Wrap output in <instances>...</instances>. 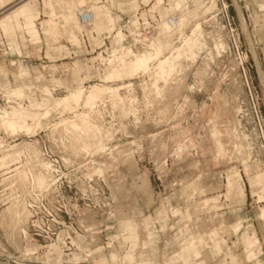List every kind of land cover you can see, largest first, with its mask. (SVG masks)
<instances>
[{
    "label": "rangeland",
    "instance_id": "374dc122",
    "mask_svg": "<svg viewBox=\"0 0 264 264\" xmlns=\"http://www.w3.org/2000/svg\"><path fill=\"white\" fill-rule=\"evenodd\" d=\"M21 1L13 0L0 11V18ZM131 1L102 0L111 9L116 27L112 34L94 32L98 41L92 37L93 25L82 31L74 25L75 31L83 33L80 48L66 35L57 40L42 35L41 43L34 44L23 32L0 34V111L12 112L22 105L27 110L13 112L17 120L28 116L26 122L37 125L29 135L25 130L17 134L0 130V157H20L15 165L0 169V264H143L151 258L156 264L197 260L233 264L232 256L236 264H255L246 259L247 227L248 236L259 240L257 261L264 264V220L259 216L264 191L254 183L257 174H264V138L259 128L264 121V0H184L177 11L172 9L174 0H164L155 8L157 0ZM36 2L42 19H48L51 9L44 0ZM77 2L86 7L76 5L77 11L97 7L91 0H53L61 17L58 21L68 12L66 5L73 10ZM136 16L142 25L144 18L151 24L173 16H187V20L182 31L172 36L159 25L150 43L135 51L132 46L137 42L129 27ZM199 24L201 35L195 37L201 44L193 47L196 56L192 60L185 53L189 47L184 41ZM119 31L127 36L122 45L115 39ZM103 39L100 49L97 44H103ZM11 42L15 45L10 46ZM152 42L164 47L160 59L183 52L174 73L175 78L178 72L177 80L185 79L179 96L165 94L158 101L152 97L158 60L151 64L150 73L132 77H125L127 66L118 62L104 67L95 62L112 59L122 47L144 53ZM221 45L225 48H217ZM107 48L111 54L105 59L101 52ZM130 84L133 87L121 89V98L107 96L99 101L95 112L84 104L77 107V112H90L101 134L85 135V131L69 129V124L61 125L62 119L75 120L73 112L57 106L70 91ZM158 85L166 86L162 80ZM169 87H174L172 82ZM18 88L24 98L8 99ZM27 105L38 114L51 106L50 114L39 124L41 116L28 113ZM236 129L246 148L253 149L250 160L241 150ZM97 136L105 141L104 153L93 147ZM85 139L90 140L86 144L92 143L90 153L81 150ZM44 142L59 161L54 162L56 183L48 192L36 187L29 170L28 181L18 179V174L31 167L36 173L43 171L29 151L37 149L42 157ZM230 176L234 188L227 194ZM243 184L245 196L239 189ZM15 201L24 203L29 212L18 225L9 210ZM239 221L242 227L235 232ZM216 229L226 242L221 252L212 249L214 242L208 236ZM136 235L138 246L133 248ZM202 237L205 243H196L199 259L191 257L185 263L175 256L184 244Z\"/></svg>",
    "mask_w": 264,
    "mask_h": 264
},
{
    "label": "bare ground",
    "instance_id": "6f19581e",
    "mask_svg": "<svg viewBox=\"0 0 264 264\" xmlns=\"http://www.w3.org/2000/svg\"><path fill=\"white\" fill-rule=\"evenodd\" d=\"M70 1L71 0H69V2ZM100 1L101 0H91L90 3L95 2V5H97ZM67 6L68 5H66V7ZM178 6L182 7V5L180 3L178 4ZM71 7L73 8L74 4ZM79 8L83 9V8H86V7H79ZM84 11H89L93 15V20H92L90 26L93 25V27L94 26L96 27V26H100L101 25V24L98 23V21H96L95 24H94L93 9L89 8L88 10L84 9L82 11H78L77 12L79 25H75L74 26V25H69V24H65V23H61V22H57L55 20L49 19V20H46V21L42 22L43 23L42 24V33L45 36H47V37L53 38V40L54 39L57 40L59 37H62L64 35H66L69 42H71L72 44L77 45V46L81 45L82 38L80 37V35L83 34V33H80V32L75 31V30L76 29L79 30L80 28H84L85 27V25H83L80 22V20H79V14L84 12ZM186 17H176V16L170 17L167 20H165L164 23L160 22V24H159L161 26L160 28H162L163 31L167 33V36L168 35L172 36V33H174L175 31H177V32H178V30L182 31L181 29L183 28V25L185 24V21L187 20ZM144 21L147 22L148 19L144 18ZM242 22L245 23V18L243 17V15H242ZM132 23H133V21H131V23H130L131 25H130L129 29L132 31L133 34H137V30L139 29L140 21L138 19V24H132ZM73 26L75 27V30L73 29ZM86 27H88V26H86ZM102 27L104 29H102V28L101 29L105 30L109 34H112L113 32H115L112 27H104V26H102ZM79 31H82V29L79 30ZM201 31H202V28H201V25L199 24L195 28V30L193 31L192 37H188L186 42L184 41V44L186 43L187 47H189V49H188L184 45V47L186 48L185 53H186V55L188 54L192 58V60L196 56V55H194L192 53V50L195 49L193 47L194 46L196 47V45L201 44V43H199V38L195 37V36H197V34L201 35ZM169 33H171V34H169ZM174 34H176V32ZM115 37H116V39L118 41V45H122V43L125 41V37H126V40H127V36H125V34L122 31H119L116 34ZM152 37L144 38L143 42H146V44L150 43V40L152 39ZM155 42H157V41H155ZM155 42H152V45L150 46V48H151L150 50H148V51H146L144 53L143 52L139 53V54L135 53L132 49H126V47L125 48L122 47V49L120 51L119 50L114 51V53H113L114 55H112L113 58L112 59L109 58L106 61V63L108 65H112V64H115V62H118L122 66H127V70L124 72L125 77H129V76L132 77V76L138 75L139 73H144V74L150 73L151 72V64L154 63L156 60H158V65H157V68H156L157 72L153 73V75H152V79H153V83H152V87H151V95H152V97L155 98L154 99L155 101H158V100H156V98L157 99L162 98L165 94H168L169 96L170 95L175 96V94L176 95L178 94V96H179V94L181 93L180 90L182 88L184 89V86H185L184 80L185 79L184 80H177L176 74L178 72L175 74V78H176L175 79L174 78V73L180 67V66L179 67L177 66L178 63H176V62H177L178 59H180L183 56V52L182 51L178 52V55L176 57H174V58L171 55V56H169V57H167L165 59H160L159 57L162 55V52H164L163 51L164 47H163V45L162 46L161 45H157V44L155 45L154 44ZM219 47L222 48V49L225 48L224 45L217 46V48H219ZM122 52H125V53H122ZM254 55H256L255 52H254ZM103 60H105V59L103 58ZM259 71L261 73L260 68H259ZM209 78L210 77L208 76V79ZM152 79H151V81H152ZM160 80L165 82V84H166V86H164L165 88L159 87L158 83H159ZM171 82L174 85L173 88L169 87V84ZM90 87L91 88L89 90H86L85 87H81L79 89L70 91V94L67 95V97H66V102H65L66 104L62 107V109H63L64 112H66V111L73 112L75 114L74 115L75 120L62 119L61 125L68 126V124H69L70 125L69 129L73 128V129H75L77 131L78 130H82V131L86 132V134L84 132L85 135H87V132H88L89 133L88 135H93L94 134L96 136L98 133H100V134L102 133L101 128L99 126H97L95 124V121L90 117V115H89L90 112H89V114H86L84 112H82V113L77 112V109H78L77 107H79L81 104H84L85 108H89V109H91V111L95 112V110L97 108V103L99 101H103L104 98H106L107 96H109V97L112 96V98H114V96H116V97L119 96L121 98L122 96L119 94L121 89L131 88V87H133V84L127 85L125 87H117V88L106 87V86H101V85H94V86H90ZM144 88L147 89L145 86H144ZM10 93H11V95L9 96L8 99H10V97L12 98L14 96L15 97H20V99H21V97L24 98L23 97L24 93H23V90L21 88H18L17 90H13ZM153 98H152V102H153ZM170 98H172V97L170 96ZM147 101L150 103V99H148ZM17 105H19V104H17ZM18 109L27 110V108L25 109V107H23L22 105H21V107L19 106ZM49 114H50V110H48L46 113H42L40 115L41 118L37 121V123L40 124L42 119L46 118ZM27 117L28 116H25L24 118L26 119ZM24 118H21V119L19 118V120H17V116L13 112H8L7 110L6 111L4 110L2 112L0 111V128H1L0 130H2V128H3L4 131H6L8 133H14V134H17V132H20V131L23 132V130H25L28 133V135L32 134V132L34 131L33 128L36 127L37 125L33 127L32 126L33 122L29 124V123L26 122V120L28 121V119L25 120ZM59 124H60V122H59ZM61 125H59V126H61ZM237 130L238 129L235 130L236 131L235 135H236L237 139L240 141L241 150L243 148V150L246 151L245 153H246L247 156L246 155L245 156L247 157L248 160H250L253 149L250 150L249 148L248 149L246 148V146L243 144V142L241 140V135L238 133L239 130H238V132H237ZM91 133H93V134H91ZM78 135H80V134H78ZM102 135H101V137H102ZM92 137H94V136H92ZM99 137L97 136L98 139H96L97 140L96 143H95L96 140L94 139L95 141H93V143H94L93 147H94V149L97 152H103L104 153L107 150V146L105 144V141L99 140ZM243 137H245V136H243ZM89 138H90V136H89ZM246 138H242V139L243 140L244 139L247 140ZM86 139L84 140L85 143L82 145V147H81L82 149L81 150H83L86 153H90L92 151V143L91 144L90 143L86 144V143H88V141H90L89 139L88 140H86ZM77 142L79 144V140ZM80 143H82V140L80 141ZM1 147L3 148V146H1ZM221 147H223V145H221ZM31 149H32V147H31ZM31 149H30V151H32ZM30 151H29V153L34 155L35 158L37 159V161L40 162V166L39 165L38 166L43 171H40V173H36V171L33 170V167H31V169H27V170L23 169L24 171H22L20 174H18L19 175V178H18L19 182L21 181V182L24 183V182L28 181V178H30V175L32 174V175H34V177L36 179L35 180L36 181L35 184L37 186L36 185L35 186L37 188H39V190L41 189V190H44V191L48 192V190H50L53 187V185L56 183L55 173H56L57 169L55 168V166L53 165L52 162H50V161H48V160H46L44 158L43 154H42V157L40 156L41 153L39 152V150L36 149L35 151L34 150L32 152H30ZM239 155H241V154H239ZM28 170L30 171L31 174H28ZM29 183H30V181H29ZM30 185H31V183H30ZM23 204L21 202H19V201H15V202L12 203V206L10 205L9 210L11 212V216H14L16 218V221H17L15 225H18L23 219L28 217V213L29 212H27L28 210L24 207Z\"/></svg>",
    "mask_w": 264,
    "mask_h": 264
},
{
    "label": "crops",
    "instance_id": "0c3cea01",
    "mask_svg": "<svg viewBox=\"0 0 264 264\" xmlns=\"http://www.w3.org/2000/svg\"><path fill=\"white\" fill-rule=\"evenodd\" d=\"M12 1L13 0H0V11L5 9L6 7H8L12 3ZM113 1L114 0H112V2ZM144 1H149V0H144ZM136 2H137V0H132L130 3L135 4ZM164 3H165L164 0H157L156 4L153 6V8H155L156 5H160L161 6ZM179 3H184V0H174V3L172 4V9L174 11H177V5ZM44 4H45V6L47 8L51 9L50 17L48 19H44V20L42 19V14H41V11L38 8V4H37L36 0H22L19 4L13 6L9 10V12L4 14L0 18V34H2L3 31L7 35L12 34L14 31L23 32L26 35H28L29 37H31V41H34V44H39V43H41L42 35H44L42 33V22L45 21V20L52 19V20H55L57 22H61V23L69 24V25H79L78 17H77V12L78 11L75 9L76 5L78 7H80L79 2L74 4L73 10H70L68 7H66L68 12L65 15L62 16V21H58V19L61 18V17H59L57 15V13L55 12L53 0H44ZM117 5L121 7L123 4L118 3ZM93 13H94V24H95L96 21H98V23L103 25L104 27H112V28L115 29L116 20H115V18L113 16V13H112L111 9L107 5L103 4L102 0L97 4V7L93 10ZM161 19H162V17H161ZM134 22H138V17L137 16L133 19V23ZM38 25H41V28H39ZM94 32H97L98 35H101L103 33H107L104 30H101L99 28L93 27L92 37H93V39L95 41H98V39L95 37ZM45 37H47V36H45ZM47 38H50V37H47ZM50 39H53V38H50ZM115 39H116V37H115ZM103 42H104L103 44L98 43L97 46L99 48H102V46L105 45V40L104 39H103ZM14 45H15L14 42L10 43V46H14ZM72 45L80 48L82 46V40H81V45H79V46L74 45V44H72ZM117 45H118V41H117ZM19 54H21V51L19 52ZM254 57L257 58L256 55H254ZM259 68H260V65L258 63V70H259ZM260 70H261V68H260ZM45 92L49 93V91L47 89H45ZM67 95L68 94H66L65 96H62L59 99V101L57 102V106L59 108H62L63 105L65 104ZM44 104L47 105L46 103H44ZM27 106H28V109H29L28 113H30L31 115H34V116L38 115L39 116V115L42 114V113L38 114V113L33 112L32 105L31 106L27 105ZM39 108H41V106H39ZM48 108H49L48 110H50L51 106H49ZM12 112L21 114L23 112V110L15 108L14 110H12ZM220 143H222V142H220V141L218 142L219 149L223 150L224 149V144L222 143L223 147H221ZM1 149L2 148L0 147V150ZM19 158L20 157H18L17 155H12L9 158L6 157L5 155H3L2 157H0V169H3V168L7 169L10 166L15 165L14 163H16ZM238 176L240 178V181L244 183L242 175L238 174ZM5 180L6 179H4V181ZM254 183L256 185L262 186L263 191H264V174H262V173L257 174L256 178L254 179ZM233 188H234V184L232 182V176H230L229 177V183L227 185V190H228L227 194L228 193L230 194L231 191L233 190ZM239 189H240V193L243 196H245V184H243L242 187H239ZM260 198H262V197H260ZM262 209H264V208H261V211H262ZM261 211H260L259 216L264 220V210H263L262 213H261ZM241 227H242V222L239 221V223L234 226V231L238 232L241 229ZM247 230H248V227L245 229V232H244V234L246 235L245 236V241H246V249H245V251L247 253L246 259H247L248 262L256 261L255 264H259L260 262L257 261L258 254L256 253V248L259 245V240H257L256 238H253V239L250 238L248 236V231ZM138 236L139 235H136V236H134L132 238L133 239V245H132L133 248L138 246V244H137ZM208 236L214 242V248L212 247V249L215 252L223 251V246H224V243H226V242H225L224 239H220L219 238V230L216 229L214 232H212ZM205 241H206L205 237L197 239V242H195V240H192L190 242V244H184L182 246L181 250L179 252H177L175 254V256L178 257L179 259L183 260L185 263H189V260L191 259V257L193 259H199L200 256H201V253L199 251V248L196 246V243L204 244ZM144 245H146V243H144ZM236 261H237L236 257L232 256V263L236 264ZM143 264H156V263L151 258V260H149V261H144ZM192 264H206V262L204 260L198 262V260H197L196 262H193ZM219 264H226V263L222 262V263H219Z\"/></svg>",
    "mask_w": 264,
    "mask_h": 264
},
{
    "label": "built area",
    "instance_id": "2783aa9c",
    "mask_svg": "<svg viewBox=\"0 0 264 264\" xmlns=\"http://www.w3.org/2000/svg\"><path fill=\"white\" fill-rule=\"evenodd\" d=\"M218 1L223 2L224 0H218ZM79 20L83 25L90 26V24L93 20V15L89 11H84V12L79 14ZM139 21H140V19H139ZM142 22H143V25L140 22L139 29L137 30V34H134V36H135L134 41L137 42L136 43L137 45L135 44V46H132V47L135 51L138 49H143L146 45V42H143V39L146 37L147 38L152 37L154 35L155 31L159 28V22L157 20L152 21V24L149 22V20L147 22H145L144 19H142ZM142 26H143V28H142ZM137 39H139V40H137ZM101 54H103L104 58L107 59V58H109V56L111 54V50H109L107 48L105 51L101 52ZM95 62L97 64H99L100 67H104V64L106 63L99 58ZM263 124H264V121H263ZM263 124L260 123L259 128L261 131V135L264 138V125ZM43 144H44V148L42 147V150H43L44 158L46 160L52 162L53 165H54V162L58 163L59 162L58 158L57 159L53 158L54 154H53L51 148L49 146H47L45 142Z\"/></svg>",
    "mask_w": 264,
    "mask_h": 264
}]
</instances>
